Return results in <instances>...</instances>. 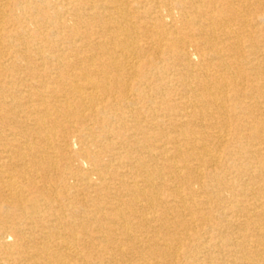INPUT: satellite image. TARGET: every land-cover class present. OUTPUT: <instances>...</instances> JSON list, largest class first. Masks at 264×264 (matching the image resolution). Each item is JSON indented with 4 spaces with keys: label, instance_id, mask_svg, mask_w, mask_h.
I'll return each mask as SVG.
<instances>
[{
    "label": "bare ground",
    "instance_id": "obj_1",
    "mask_svg": "<svg viewBox=\"0 0 264 264\" xmlns=\"http://www.w3.org/2000/svg\"><path fill=\"white\" fill-rule=\"evenodd\" d=\"M0 264H264V0H0Z\"/></svg>",
    "mask_w": 264,
    "mask_h": 264
}]
</instances>
